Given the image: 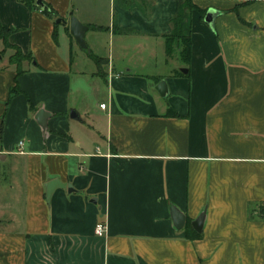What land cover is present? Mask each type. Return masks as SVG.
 Returning <instances> with one entry per match:
<instances>
[{"label": "crops", "instance_id": "1", "mask_svg": "<svg viewBox=\"0 0 264 264\" xmlns=\"http://www.w3.org/2000/svg\"><path fill=\"white\" fill-rule=\"evenodd\" d=\"M43 1L55 18L0 0L9 42L34 56L0 60V264H264V0H192L220 14L212 28L190 11L189 63L166 51L185 0ZM56 178L74 189L48 202ZM172 206L205 212L200 238Z\"/></svg>", "mask_w": 264, "mask_h": 264}, {"label": "trees", "instance_id": "2", "mask_svg": "<svg viewBox=\"0 0 264 264\" xmlns=\"http://www.w3.org/2000/svg\"><path fill=\"white\" fill-rule=\"evenodd\" d=\"M22 2L26 3L27 5L33 7L36 4V0H21ZM190 2L188 12L184 10V8H181L177 15L173 18V31L167 35V41H166V51L167 55L171 57L176 49V46L180 49V56L181 59L185 63H189L191 59L192 54V40H191V30H190V11L193 9H198L201 12V16L205 17L206 9L200 8L197 6L192 0H188ZM44 13H46L48 16L55 18L57 15L54 8H52L49 4L46 3V6L42 9ZM13 31L11 27L5 26L0 19V38L5 41L6 48L12 47L18 53L23 52L21 47L16 44H12L9 42L8 37L10 33ZM29 59L34 61V56L31 52L26 53ZM93 57L100 62L102 58H99L98 56L92 54ZM10 61L13 63H19L21 64V60H19V56L16 53H13L10 56ZM24 71L23 69L19 70V73ZM182 73V72H180ZM14 91H17V88L15 87ZM169 114L178 116L179 114L172 108H169L168 111ZM186 231L187 235L192 238H200L202 236L201 232L196 231L192 226V221L190 219L186 222Z\"/></svg>", "mask_w": 264, "mask_h": 264}, {"label": "water", "instance_id": "3", "mask_svg": "<svg viewBox=\"0 0 264 264\" xmlns=\"http://www.w3.org/2000/svg\"><path fill=\"white\" fill-rule=\"evenodd\" d=\"M36 4L39 5L41 7V9H43L46 6V3L43 0H36ZM220 14V12L214 8H209L205 14V21L212 27H215V19L216 17ZM65 22L66 20L63 18H58L56 21L60 22V21ZM89 29V25L83 23L76 15H72L70 18V33L73 35L75 41L78 43V45H80L82 48H85L87 50H89V46L87 44V40H86V32ZM182 71L184 72H188V68L183 67ZM157 89L158 91L162 94V95H167L169 90H168V86L165 80H161L158 84H157ZM71 115L73 117H77V113L72 110L71 111ZM49 116V113L44 110V109H40L36 115L37 120L39 121L40 124L42 125H46L47 123V118ZM46 199L48 202L51 201V197L53 194V191L57 188V187H67L69 189V191H72L74 188L72 186V184H65L64 182H62L59 179H51L49 180L46 184ZM172 211V217L174 220V224L175 227L177 229H181L186 225V216L183 212H181L178 208H176L175 206H172L171 208ZM204 220H205V212H202L197 218H195L192 221V225L193 227L201 232L203 230V225H204Z\"/></svg>", "mask_w": 264, "mask_h": 264}, {"label": "rangeland", "instance_id": "4", "mask_svg": "<svg viewBox=\"0 0 264 264\" xmlns=\"http://www.w3.org/2000/svg\"><path fill=\"white\" fill-rule=\"evenodd\" d=\"M184 3L187 5V10H188L190 2L188 0H185ZM57 19H58V17L56 18V20ZM59 31H60V34H63V32H64L63 22L62 23H59ZM86 40L87 41H90L88 38ZM87 44H88V42H87ZM88 46H89V44H88ZM9 48H11V49H9ZM9 48H6L4 42L2 40H0V53H1L0 55H2L1 58H0V60L8 57L10 55V53L13 52V53L18 54L19 60H21V63L28 62L29 57L27 56V54L25 52L18 53V51H16L12 47H9ZM77 48H78V50H83V52L84 51L87 52V49L82 48L80 45H77ZM175 52H177L176 49H175ZM102 61L103 60L101 59L100 62L102 63ZM11 166H12V160L10 158L8 160H4V161L0 160V176L7 175L8 172H10ZM0 203H3V202H1V199H0Z\"/></svg>", "mask_w": 264, "mask_h": 264}, {"label": "built area", "instance_id": "5", "mask_svg": "<svg viewBox=\"0 0 264 264\" xmlns=\"http://www.w3.org/2000/svg\"><path fill=\"white\" fill-rule=\"evenodd\" d=\"M105 105L106 103L101 104L102 107H105ZM106 228H107V225L104 221H97L95 224V233L97 235H104L106 232Z\"/></svg>", "mask_w": 264, "mask_h": 264}]
</instances>
